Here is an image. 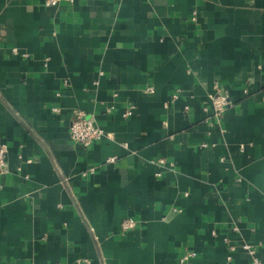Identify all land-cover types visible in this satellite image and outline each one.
<instances>
[{
	"label": "crops",
	"instance_id": "0c3cea01",
	"mask_svg": "<svg viewBox=\"0 0 264 264\" xmlns=\"http://www.w3.org/2000/svg\"><path fill=\"white\" fill-rule=\"evenodd\" d=\"M1 143L0 264L264 260V0H0Z\"/></svg>",
	"mask_w": 264,
	"mask_h": 264
},
{
	"label": "built area",
	"instance_id": "2783aa9c",
	"mask_svg": "<svg viewBox=\"0 0 264 264\" xmlns=\"http://www.w3.org/2000/svg\"><path fill=\"white\" fill-rule=\"evenodd\" d=\"M61 1H69L72 3L74 0H46V5H58ZM146 90L153 92L154 87L149 85ZM229 103L230 101L225 95H216L212 98V105L217 114L222 113ZM131 113L132 109H127L123 115L128 116ZM70 135L74 141L87 146L90 145L94 140L103 138L105 135H107V132L101 125L97 123L95 118L87 117L82 111H76L74 119L70 125ZM7 148V144H0V170L2 171H6L8 168V161L6 158ZM110 159H114V157ZM161 161L164 160L162 159ZM135 225L136 220L134 218H128L122 223V227L125 230L132 228ZM242 247L252 256L253 264H264V260L260 259L256 255L254 245L249 242H244ZM195 255V251H189L183 255L182 260L189 261Z\"/></svg>",
	"mask_w": 264,
	"mask_h": 264
}]
</instances>
